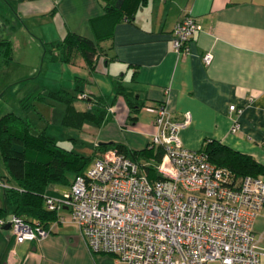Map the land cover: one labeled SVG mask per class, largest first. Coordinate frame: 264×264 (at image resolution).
Returning <instances> with one entry per match:
<instances>
[{"label":"crops","instance_id":"crops-1","mask_svg":"<svg viewBox=\"0 0 264 264\" xmlns=\"http://www.w3.org/2000/svg\"><path fill=\"white\" fill-rule=\"evenodd\" d=\"M105 9L103 0H0V102L13 93L24 110L28 92H51L38 81L43 72L37 63L44 45L63 42L71 33L97 44L93 67L81 57L71 63L51 60L48 73L58 76L55 68L61 66L75 79V71L83 72L78 82L88 77L94 90L79 93L88 96L83 101L91 111L98 109L96 99L106 100L95 160L105 152L102 142L146 149L156 133V109L165 103L174 120L192 117L181 132L187 150L199 152L215 141L264 166V0H145L129 20L122 13L106 15ZM187 16L199 22L201 31L189 54L182 55L173 48L174 29ZM207 52L214 55L210 67L203 62ZM120 87L142 107L135 125L128 123L125 98L117 96ZM54 88L58 91V82ZM235 123L240 130L233 133ZM1 183L17 187L0 164V209L10 220L15 207ZM72 185L54 184L50 190L59 196ZM253 234L264 264V213L256 218ZM97 255L68 217L39 241L18 243L11 229H0V264H101Z\"/></svg>","mask_w":264,"mask_h":264},{"label":"built area","instance_id":"built-area-1","mask_svg":"<svg viewBox=\"0 0 264 264\" xmlns=\"http://www.w3.org/2000/svg\"><path fill=\"white\" fill-rule=\"evenodd\" d=\"M200 31L192 16L177 23L176 53L189 54ZM213 61L212 52L203 56L206 67ZM230 111L242 114L235 106ZM156 114V133L148 146L164 152L156 167L154 161L142 164L107 149L69 191L45 196L46 209L57 215L49 229L17 216L0 225L9 224L18 243L33 242L50 236L68 217L91 253L111 255L116 264H260L263 254L253 226L264 213V179L248 176L234 183L207 154L184 147L181 132L192 124L190 114L176 121L165 103ZM239 130L235 123L232 132ZM150 169L157 178L150 177Z\"/></svg>","mask_w":264,"mask_h":264},{"label":"trees","instance_id":"trees-1","mask_svg":"<svg viewBox=\"0 0 264 264\" xmlns=\"http://www.w3.org/2000/svg\"><path fill=\"white\" fill-rule=\"evenodd\" d=\"M103 1L106 4V15L122 13L128 20L134 18L145 2V0ZM44 48V60L71 63L76 57H81L89 67H93L97 55L96 43L71 33L63 42L44 45ZM6 53L7 59H10L11 50H8V47ZM117 96L125 98L129 108L128 123L135 125L137 115L142 108L138 100L122 87L118 89ZM68 103L70 104V101ZM93 103L98 107L97 111L84 115V118L101 126L106 116V100L100 97ZM108 147L138 162L143 159L159 162L164 155L163 150L156 147H147L143 151L136 152L123 144L111 143L105 144L103 149L106 151ZM0 151L10 180L17 186L6 190V196L15 207L14 216L22 218L31 225L39 224L42 228L49 229L57 222V215L46 209L44 198L56 196L50 190L52 185L68 186L77 177L85 175L78 166L80 159L65 155L64 150L56 147L52 141L46 139L44 134L39 138L32 136L29 124L12 113L0 119ZM201 151L208 155L212 164L226 170L233 177L234 183L239 184L248 176L258 177L264 174V166L258 164L252 157L236 152L218 142H207ZM148 173L151 178H157L153 169H150ZM4 219H6V211L0 209V221ZM8 225H0V229Z\"/></svg>","mask_w":264,"mask_h":264},{"label":"rangeland","instance_id":"rangeland-1","mask_svg":"<svg viewBox=\"0 0 264 264\" xmlns=\"http://www.w3.org/2000/svg\"><path fill=\"white\" fill-rule=\"evenodd\" d=\"M44 49L43 46V53ZM42 58L37 63L39 71L43 72L38 81L46 87L49 86L50 88H48L51 92L48 94L39 91L35 93L28 92L27 100L23 103L24 110L16 106L13 93L7 94L6 99L3 100L4 102H0V119L16 112L15 115L23 118L29 124V131L32 136L39 138L44 134L46 139L52 141L56 147L64 150L65 155L80 159L78 166L86 174L96 158L94 144L101 143L98 140L100 127L89 120H85L84 115L94 111L89 109L88 102L79 99L81 95L79 92H87L94 89L87 83L88 77L86 83L83 81L78 82V79L82 78L83 72L75 71L76 78L71 79L68 75H64L65 68H60L61 66H59V68H55L58 76L54 75V73L49 74V66H47L50 65L49 60H44V54ZM59 64L62 65L61 62ZM56 82H58V91H55L54 88ZM5 101H8V103L6 104ZM69 101L70 104L68 103ZM71 102H73L72 105ZM9 103L10 109L7 108ZM70 105L76 111L73 117L71 116L73 110ZM75 121L78 124H75ZM102 143L109 145V143ZM134 146L138 147L139 144ZM108 148L110 149V147ZM146 162L149 163L150 160H141L142 164ZM152 163L155 167L158 165L156 161ZM0 164L5 165L1 151ZM97 256L101 264L116 263L115 259L109 255L98 254Z\"/></svg>","mask_w":264,"mask_h":264},{"label":"water","instance_id":"water-1","mask_svg":"<svg viewBox=\"0 0 264 264\" xmlns=\"http://www.w3.org/2000/svg\"><path fill=\"white\" fill-rule=\"evenodd\" d=\"M10 228H11V226L8 225L7 227H4L3 229H5V230H10Z\"/></svg>","mask_w":264,"mask_h":264}]
</instances>
